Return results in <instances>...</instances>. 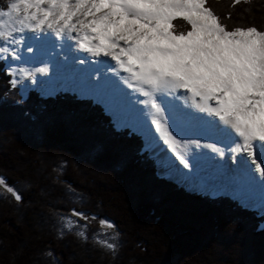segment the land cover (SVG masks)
I'll return each mask as SVG.
<instances>
[{"label": "trees", "instance_id": "trees-1", "mask_svg": "<svg viewBox=\"0 0 264 264\" xmlns=\"http://www.w3.org/2000/svg\"><path fill=\"white\" fill-rule=\"evenodd\" d=\"M206 6L228 29L264 30V0ZM172 24L177 34L191 28L179 17ZM5 64L0 60V264H264L263 214L161 178L143 136L117 129L92 98L62 92L43 99L37 90L25 97ZM71 216L87 225L84 236L65 228ZM109 224L114 251L96 237Z\"/></svg>", "mask_w": 264, "mask_h": 264}, {"label": "snow or ice", "instance_id": "snow-or-ice-1", "mask_svg": "<svg viewBox=\"0 0 264 264\" xmlns=\"http://www.w3.org/2000/svg\"><path fill=\"white\" fill-rule=\"evenodd\" d=\"M178 17L190 30L173 32L172 21ZM26 32L75 39L77 48L93 57H110L129 74L125 82L146 98L143 103L153 110L158 130L164 99L187 90L197 108L223 122L227 151L233 157L246 153L264 177V167L255 163L257 157L264 160V30L228 29L206 0H12L0 10V59H20ZM20 72L30 75L26 69ZM17 82L12 80L13 85ZM208 147L225 155V148ZM5 183L0 179V185ZM7 191L22 199L11 186ZM73 215L87 219L82 212L73 210ZM77 223L67 218L64 226L71 229ZM99 243L115 250L114 244Z\"/></svg>", "mask_w": 264, "mask_h": 264}, {"label": "rangeland", "instance_id": "rangeland-1", "mask_svg": "<svg viewBox=\"0 0 264 264\" xmlns=\"http://www.w3.org/2000/svg\"><path fill=\"white\" fill-rule=\"evenodd\" d=\"M11 2L12 0L6 1L5 9ZM21 14H23V10ZM173 32L175 33V31ZM75 35L76 34L73 33V36ZM55 39L54 35H47L42 39H36L34 35L32 36V34H30V37L24 40V45L19 48V60H13L11 57L7 60L0 59L6 63L5 66L12 75V80L15 79L18 81L14 86L20 90V94L22 93L26 97L27 92L36 89L39 91V94L44 96L66 91V93L76 94L82 99L92 98L96 103L105 108L107 114L113 121V125H115L117 129H130L132 132L143 136L145 140V149L150 153L151 157L157 161L156 167H158V175L161 178H169L171 182L177 185L180 184V187L184 186L183 184L186 183L184 173H191L192 171L185 166V163L196 162L193 160L192 155H189V153L192 152H187V149L183 150L182 146L178 145L177 141L174 140V137L170 138L176 135V133L169 131L165 124L162 125V131L167 140H161L163 141L164 147L161 148L158 144L156 145V141L158 140L154 141L153 147L147 143L146 138H148L150 128L154 126V124L152 123V119H147V122L143 120V112L141 109L144 105L143 101L146 98L134 91V87L129 86V84L127 86L124 83L126 75L128 77L129 74L116 67V62L111 60L110 57L87 56V52L71 48L72 45L68 43V40L65 42L67 44L62 46ZM122 43L123 42H121V44ZM29 47L32 49L30 52L28 51ZM44 67H47V72L38 71ZM21 69L28 70L30 75L25 77L21 74ZM14 70L15 74H13ZM51 77L56 78V80L51 81ZM131 83L134 84V82ZM123 84L125 88L122 87ZM183 91L186 92V90ZM212 103L214 105V102ZM163 107L165 111L161 113L162 115L167 112L168 108L165 101ZM197 117V113L183 108L177 103L175 109L171 112V121L177 127L175 128L176 132H180L181 134L185 132L188 136H194L199 131V122H196ZM217 119V122L220 123L221 121H219L218 117ZM207 126L212 133L218 132V126H214L213 122ZM168 142L170 146L171 144L173 145V148L168 146ZM170 151H172V153L169 157H164V155ZM227 156V158H229V163L231 162V169H235L236 167L240 170L241 166L233 162L238 155L235 154L234 158L233 154L229 153ZM227 162L228 159H226L225 164ZM207 164L208 165L204 164L202 167L200 166V176L215 187L221 189L222 195L237 200L242 207L248 210L252 209V211L254 210L264 215V203L262 202L264 200L261 198L259 181L251 177L250 179L246 177H237L236 182L233 183L235 177H231L232 180L230 183L234 186L233 188H228L222 184L228 182V178L225 177L220 179L219 182L221 183L217 182L218 178L215 177L216 165L213 163ZM210 164L212 167H209ZM194 181L196 182L197 180L194 179ZM245 183L247 185L246 187ZM198 187L197 190L201 187L207 189L208 183L203 186L198 183ZM203 195L211 196V193ZM67 218L78 221L74 216ZM66 219L64 220V225ZM71 229L78 233L83 232L85 235L87 225L78 221ZM114 232L115 230L113 227H104V230L100 229L96 232V237L100 241H107L113 244L112 241L116 238Z\"/></svg>", "mask_w": 264, "mask_h": 264}, {"label": "bare ground", "instance_id": "bare-ground-1", "mask_svg": "<svg viewBox=\"0 0 264 264\" xmlns=\"http://www.w3.org/2000/svg\"><path fill=\"white\" fill-rule=\"evenodd\" d=\"M30 34L32 36L34 35L36 39H42L44 36H51V33H41L37 35L36 33L33 34V32H26L24 33V40L30 37ZM55 40L62 46H65L67 43L66 40H68V43L71 46V48L78 49L76 46V40L75 39H60L59 37L55 36ZM63 43V44H62ZM65 43V44H64ZM123 44V43H122ZM67 47V46H66ZM85 52V51H83ZM87 56H89V53H86ZM105 57V56H104ZM127 77V75H126ZM50 80L54 81L56 78L51 77ZM127 86L129 83L124 82ZM131 83V82H130ZM123 88H125V85H122ZM183 90L185 89H180L176 94L175 98L172 96H168L164 101L167 103V112L162 114H159L157 117L158 119L161 120V128L158 130L156 126H152L150 128V134H148L147 143L153 147V143L155 140L156 145L158 144L161 148L164 147L163 141L161 140H167L166 137L163 134L162 131V125L165 124L167 126V129L169 131L175 132L176 135L171 136L170 138L174 137L178 143V145L182 146V149H187V152H192L189 153V155H192V158L195 163H189L187 162V168L191 169V173H184L185 174V182L183 185L185 188L190 191V192H198V194H208L211 193V197L216 198L218 196L222 195L221 189L218 187H215L212 185L209 181H206L202 176H200L199 171H200V166L202 167L204 164L208 165L207 163H213L215 164L216 162V176L218 178V181L222 178L227 177L228 182L222 183L228 188H233V184H231V177H235V180H233V183L236 182L237 177H246L247 179L253 178L254 180L259 181V186H260V192H261V198L264 200V177H260L258 170L255 169V164L251 163V158L247 157L246 153H237L238 156L234 159L233 162H236L239 166H241V169L239 170L238 168L231 169V162L229 163V158H227L229 155V151H227V148L225 147L227 144V140L225 138V135L220 131V126H222L223 122H217V117L214 115H211L207 112L201 111L199 108L195 106V101L191 96L190 92H187V95H185L186 92ZM195 100H199V98H195ZM176 103L179 104L183 108H187L188 110H191L192 112H195L198 114V117L196 119V122L198 123V129L199 131L194 135V136H188L187 133L183 132L182 134L180 132H176V125L171 121V112L175 109ZM212 103V102H211ZM214 106V105H213ZM142 112H143V120L147 122V119H152L151 112L153 110L147 108L145 104L142 107ZM167 117V119H165ZM216 118V120H215ZM211 122H213L214 126H218V132L217 133H212L210 129L208 128L207 125H209ZM211 126V125H210ZM234 132V130H233ZM180 134V135H179ZM215 134V135H213ZM188 136V137H187ZM160 139V141H159ZM170 148H173V145L167 143ZM211 144H216L217 147L220 148H225V155L224 156H219L214 150H212L210 147H208ZM172 153V151L167 152L164 157H169V155ZM155 154V152H154ZM226 159H228V162L225 164ZM242 159H247L249 163L247 165L242 164ZM168 161V160H167ZM170 162V161H168ZM255 163L260 164L261 167H264V160H261L257 157ZM209 167H212L210 164ZM239 171V172H238ZM204 174V173H203ZM246 175V176H245ZM260 177V178H259ZM194 179L197 181L195 182ZM198 183L201 184L202 186L208 183V188L201 187L199 190H197ZM221 183V182H219ZM179 184V183H178ZM180 185V184H179ZM236 186V185H235ZM245 183V187H246ZM257 186V187H259ZM208 192V193H207ZM264 203V201H262Z\"/></svg>", "mask_w": 264, "mask_h": 264}]
</instances>
